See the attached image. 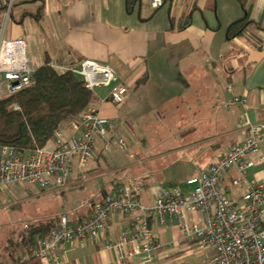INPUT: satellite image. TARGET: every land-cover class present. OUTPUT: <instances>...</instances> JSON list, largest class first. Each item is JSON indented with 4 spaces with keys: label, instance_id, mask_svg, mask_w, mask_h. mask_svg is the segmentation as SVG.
I'll return each mask as SVG.
<instances>
[{
    "label": "crops",
    "instance_id": "crops-1",
    "mask_svg": "<svg viewBox=\"0 0 264 264\" xmlns=\"http://www.w3.org/2000/svg\"><path fill=\"white\" fill-rule=\"evenodd\" d=\"M34 1L0 0V29L7 4L15 3L18 12L17 17L12 15L6 38L1 34L0 40H24L28 66L34 70L47 58L53 66L78 68L86 60L110 65L117 79L109 87H98L95 105L99 114L112 122L109 147L119 149V140L124 139L125 152L134 156L133 148L156 138L150 133L153 129L171 130L167 135L178 142L176 148L160 155L164 160L157 157V165L144 167L146 174L140 181L117 179L104 186L98 199L84 210L59 213L71 222L89 217L94 203L121 187L140 186L138 196L148 206L155 205L166 189L189 194L192 186L188 179L207 172L243 142L250 125L264 123V0H173L159 9L151 7V0H140L131 11L127 0H45L42 15L41 4ZM247 9L261 27L257 32L260 43L248 35L228 38L230 27ZM187 18L189 24L180 29ZM25 22L31 23V29ZM31 36L37 45L29 43ZM119 86L126 87L127 94L122 104H115L110 93ZM236 97L247 102L236 103ZM61 133L66 138L79 134L71 122L63 124ZM96 147L91 160L100 165L109 151L104 152L99 141ZM110 159L115 161L114 156ZM96 177L75 169L69 188L60 194L70 198L75 188ZM240 177L235 167L221 183L237 204L243 203L251 180L264 184V162L248 168L245 180L234 186L232 180ZM141 216V212L112 214L111 229L98 243L85 238L59 245L60 264H141L138 256L120 261L114 249L106 247L117 242L123 232L137 228ZM188 219L201 222L203 216L193 214ZM148 222L164 245L156 260L161 252L186 243L173 217H166L163 226L157 216L149 217ZM209 253L208 263L214 250L209 248ZM41 264L54 263L44 259Z\"/></svg>",
    "mask_w": 264,
    "mask_h": 264
},
{
    "label": "built area",
    "instance_id": "built-area-1",
    "mask_svg": "<svg viewBox=\"0 0 264 264\" xmlns=\"http://www.w3.org/2000/svg\"><path fill=\"white\" fill-rule=\"evenodd\" d=\"M12 3L8 7L10 13ZM163 0H151V7L159 9ZM24 40H0V98L21 92L32 84L35 70L28 66ZM59 72L70 71L81 76L86 86L94 90L109 87L117 76L107 64L86 60L77 67L53 66ZM127 88L119 86L111 90L110 100L122 104ZM236 103H246L244 98H235ZM112 122L101 116L95 107L80 115L74 125L77 135L66 138L57 132L53 143L27 153L9 146L0 148V190L10 186L33 184L43 191L68 189L75 169L82 171L93 158L97 141L103 151H109V130ZM249 136L218 159L207 172L188 179L192 186L189 194L179 189H166L155 205L142 203L138 196L140 186L121 187L107 193L93 204L89 217L75 223L62 216L49 236L39 240L32 256L49 259L60 264L58 246L74 240L89 238L98 243L102 234L111 229L112 214L141 212L140 225L123 232L118 241L106 245L114 249L120 261L138 256L141 264H152L156 253L164 245L154 235L148 218L157 216L160 226L170 216L176 221L186 241H195L214 250L210 264H264V184L249 182L242 204L234 202L221 187L224 175L238 168L240 178L232 180L239 186L246 177L247 169L264 162V123L252 124ZM124 139L119 140V149L126 150ZM200 214L201 222L189 220L188 216ZM131 247V249H129Z\"/></svg>",
    "mask_w": 264,
    "mask_h": 264
},
{
    "label": "trees",
    "instance_id": "trees-1",
    "mask_svg": "<svg viewBox=\"0 0 264 264\" xmlns=\"http://www.w3.org/2000/svg\"><path fill=\"white\" fill-rule=\"evenodd\" d=\"M139 1L127 0L128 10L131 11ZM172 1L164 0V5ZM34 2L41 4L42 15L45 0ZM15 6L12 3L11 17ZM8 7L9 4L5 7V13ZM188 20L183 19L179 28H185L189 24ZM260 30L261 27L251 18L250 9H247L246 15L230 27L228 38L248 35L260 43L261 39L257 35ZM97 101L96 93L86 86L81 76L70 71L55 70L47 58L45 64L35 70L29 87L0 98V148L9 146L27 153L44 148L55 139L57 132H61L63 124L79 123L80 115L88 108L95 107ZM62 216L36 221L21 229L17 235L0 238V264H41V259L32 256V252L39 240L49 236L56 228Z\"/></svg>",
    "mask_w": 264,
    "mask_h": 264
},
{
    "label": "rangeland",
    "instance_id": "rangeland-1",
    "mask_svg": "<svg viewBox=\"0 0 264 264\" xmlns=\"http://www.w3.org/2000/svg\"><path fill=\"white\" fill-rule=\"evenodd\" d=\"M15 9V8H14ZM8 12V11H7ZM13 16L17 17V10ZM12 17L5 13L4 22L0 29V35L6 38L8 27L11 25ZM25 27L31 29V23L25 22ZM31 45H37L34 36L27 39ZM101 88H95L97 94ZM150 130V133L156 136L143 147L133 148L134 156L130 151L109 147L108 157L106 161L101 160L98 165L96 160H90L82 172L87 177L97 176L82 187L75 188L71 192V197L64 198L57 191H43L40 187L33 184H21L10 186L6 191L0 190V238L8 235H17L21 229L39 220H48L60 216L59 213L69 214L76 210H84L91 201L98 199L104 186H108L112 181L121 180L122 178H130L131 183L140 181L144 178V167L157 165L156 158L167 150L176 148L178 142L172 140L167 134H171V130ZM129 140V138L126 139ZM159 155V156H158ZM114 156L115 161L110 158ZM140 162H144L141 164ZM135 163V164H132ZM129 166L123 171L118 170L123 166ZM135 165V166H134ZM133 167V168H132ZM106 173L104 176L97 174ZM145 176V175H144ZM18 205L17 207H14ZM210 257L209 248L198 242L186 241L184 245H176L171 251H163L157 260L152 264H210L207 259Z\"/></svg>",
    "mask_w": 264,
    "mask_h": 264
}]
</instances>
